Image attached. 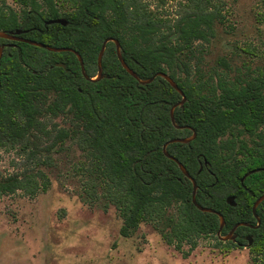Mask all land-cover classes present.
Listing matches in <instances>:
<instances>
[{"label": "trees", "instance_id": "16d2710c", "mask_svg": "<svg viewBox=\"0 0 264 264\" xmlns=\"http://www.w3.org/2000/svg\"><path fill=\"white\" fill-rule=\"evenodd\" d=\"M13 1L19 12L0 1V31L74 50L90 79L103 41L115 39L140 80L165 73L186 100L173 111L183 127L176 129L170 109L180 95L161 77L148 84L131 77L112 42L102 57V79L91 81L72 52L0 38V150L25 160L20 173L0 175V198L46 191L49 179L40 167L75 144L87 166V198L98 200L101 188L122 221V237L146 223L178 251L213 237L226 249L247 247L252 262L264 264V200L255 209L257 228L238 227L234 241L221 242L218 216L193 205L191 181L163 154L165 143L194 131L192 141L168 144L166 152L196 182V203L223 217L221 235L237 223L257 224L252 205L264 194V70L229 76L224 58L208 73L200 67L203 43L224 21V0L180 2L173 17L144 0H60V9L56 0ZM242 135L253 136L252 145Z\"/></svg>", "mask_w": 264, "mask_h": 264}, {"label": "rangeland", "instance_id": "374dc122", "mask_svg": "<svg viewBox=\"0 0 264 264\" xmlns=\"http://www.w3.org/2000/svg\"><path fill=\"white\" fill-rule=\"evenodd\" d=\"M3 1L20 11L15 1ZM144 1L173 17L177 4L186 0ZM56 2L60 9V0ZM224 3V21L203 43L200 67L208 73L224 58L231 67L229 76L255 75L264 70V0ZM61 120L55 122L63 125ZM242 139L248 141L246 135ZM50 158L40 167L49 179L46 191L33 197L17 191L0 198V264H254L247 247L226 249L213 237L199 239L191 251L187 245L178 251L146 223L122 237V221L101 188L96 187V201L85 194L87 166L77 146L67 143ZM24 165L16 151L0 150V175L20 173Z\"/></svg>", "mask_w": 264, "mask_h": 264}, {"label": "water", "instance_id": "95a60500", "mask_svg": "<svg viewBox=\"0 0 264 264\" xmlns=\"http://www.w3.org/2000/svg\"><path fill=\"white\" fill-rule=\"evenodd\" d=\"M57 23H59L60 25L62 26H65L66 25V22L62 19H59L57 21H55ZM17 34L18 32H15V33H6V32H3V31H0V38H3V39H8V40H15V41H21V42H24L26 44H29V45H32V46H35V47H39V48H42V49H45L49 52H72L76 55L77 57V60L79 62V65H80V69H81V73L83 75V77L86 79V80H91V81H99L102 79V66H101V61H102V57H103V54H104V51H105V46L107 44V42H112L114 43L115 45V50H116V56H117V59L120 63V65L122 66V68L131 76L133 77L134 79H136L140 84H148L150 82H152L154 80L155 77H161L163 78L181 97V100L176 103L171 109H170V119H171V122L172 124L174 125V127L176 129H182L183 127H180V126H177L174 122V117H173V111L176 107H180L182 106L184 103H185V96L183 94V92L178 88L177 84L170 78L169 75L165 74V73H162V72H158L156 73L154 76H152L151 78L147 79V80H140L136 74L125 64V62L123 61L122 59V56H121V49H120V44L117 40L115 39H112V38H107L103 41L102 43V46H101V49L99 51V54H98V57H97V73H96V77L95 78H88L84 72V67H83V61H82V58L80 57V55L75 52L74 50L72 49H69V48H57V47H49V46H46L42 43H38V42H35V41H31V40H26V39H22V38H18L17 37ZM2 56V48L0 47V58ZM195 138V132L193 131L192 132V136L191 137H188V138H177V139H172L170 141H168L167 143H165V145L163 146V154L165 155V157H167L168 159L174 161L179 170L182 172V174L191 181L192 183V198H191V201L193 203V205L201 212H206V213H212V214H216L219 218V228H218V231L216 233V236L218 237V239L222 242H226V241H234L235 240V235H234V232L235 230L238 228V227H249V228H257L259 226V219L258 217L256 216L255 214V209L257 208V206L264 200V194H262L260 197H258L256 199V201L253 203L252 205V213L256 219V222L257 224L255 226H251L247 223H237L236 225H234L231 230L225 235V236H221V231L223 229V226H224V220H223V217L215 212L214 210L212 209H208V208H204V207H201L199 206L196 201H195V192H196V182L194 181V179L186 172V170L184 169V167L182 166V164L176 160L174 157L170 156L167 152H166V147L168 144H171V143H182V144H186V143H189L190 141H192L193 139ZM251 244V238H248V245Z\"/></svg>", "mask_w": 264, "mask_h": 264}, {"label": "flooded vegetation", "instance_id": "af4514ba", "mask_svg": "<svg viewBox=\"0 0 264 264\" xmlns=\"http://www.w3.org/2000/svg\"><path fill=\"white\" fill-rule=\"evenodd\" d=\"M257 132H259V131H257ZM246 136L248 137V141H246V142L248 143V145H249V144L252 145L251 142H252L255 138H254L253 136H250V137H249L248 135H246ZM240 138L242 139V136H241ZM242 140H243V139H242ZM250 145H249V146H250ZM251 226H253V225H251ZM230 230H231V229H230ZM230 230H229V231H230ZM229 231H228V232H229ZM228 232H227V233H228ZM227 233H226V234H227ZM234 233H235V232H234ZM226 234L221 235V236H225ZM234 235H235V234H234ZM235 238H236V236H235ZM246 240L248 241V237L246 238ZM221 242H222V241H221Z\"/></svg>", "mask_w": 264, "mask_h": 264}]
</instances>
